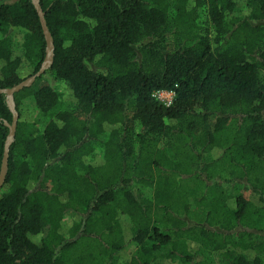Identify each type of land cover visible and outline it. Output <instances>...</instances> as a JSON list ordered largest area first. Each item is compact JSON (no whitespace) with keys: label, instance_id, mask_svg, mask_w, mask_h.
Masks as SVG:
<instances>
[{"label":"trees","instance_id":"16d2710c","mask_svg":"<svg viewBox=\"0 0 264 264\" xmlns=\"http://www.w3.org/2000/svg\"><path fill=\"white\" fill-rule=\"evenodd\" d=\"M40 5L70 93L14 94L0 264H264V0ZM46 46L33 0H0V90ZM12 121L0 93V170Z\"/></svg>","mask_w":264,"mask_h":264},{"label":"water","instance_id":"95a60500","mask_svg":"<svg viewBox=\"0 0 264 264\" xmlns=\"http://www.w3.org/2000/svg\"><path fill=\"white\" fill-rule=\"evenodd\" d=\"M33 3L35 5V8L38 12V15L40 17V22L42 25L43 33L46 39V56L45 59L40 67V69L30 77H28L26 80L22 81L21 83L15 85L12 88L8 89H1L0 93H5L7 94L8 102L10 105V109L13 112V121L11 124L6 122V124L9 126V134L6 138L5 142V149H4V154H3V159H2V164H1V170H0V189L3 187L8 171V158H9V151H10V146L11 143L14 140L16 129H17V121H18V112L15 109V102H14V94L15 92L23 89L24 87H29L33 85V83L36 81V79L40 76H42L52 65L53 63V58H54V40L51 35V32L47 26V22L45 19V13L40 5V0H33Z\"/></svg>","mask_w":264,"mask_h":264},{"label":"rangeland","instance_id":"374dc122","mask_svg":"<svg viewBox=\"0 0 264 264\" xmlns=\"http://www.w3.org/2000/svg\"><path fill=\"white\" fill-rule=\"evenodd\" d=\"M241 7V5L239 6ZM203 21H206V14L205 12L203 11L200 15V22H203ZM203 24H206V23H203ZM23 32L21 31H16L13 33V39H14V54L16 56H20L22 58V62H23V65L25 67V69L27 70V72H31L32 71V68L29 64V62L27 61V59L24 57L23 55V49H22V41H23ZM42 81H48L49 83H51L53 86H55L57 89L61 90V91H64L65 93H70V89L68 87H66L63 83H61L60 81L56 80L52 75L51 73L49 72H45L43 75H42ZM157 97L164 101L165 103H170L174 97V93L172 92H164V93H157ZM33 120L35 121L34 123V129H37V130H40L42 128V125L44 123V120L46 119V117H44L43 115H41L40 113L38 112H35L33 115ZM102 151L103 149L101 148L100 145H96L95 146V153L96 154H99V155H102ZM70 216V215H68ZM165 251V248L162 250V252L164 253ZM160 255H161V252H160ZM216 259H217V256H215ZM158 264H170L169 261L163 259L162 258H159L158 259ZM178 264V263H176ZM181 264V263H180Z\"/></svg>","mask_w":264,"mask_h":264},{"label":"built area","instance_id":"2783aa9c","mask_svg":"<svg viewBox=\"0 0 264 264\" xmlns=\"http://www.w3.org/2000/svg\"><path fill=\"white\" fill-rule=\"evenodd\" d=\"M161 92L164 93V92H166V91H159V92H157V93H161ZM157 93H156V95H157Z\"/></svg>","mask_w":264,"mask_h":264}]
</instances>
